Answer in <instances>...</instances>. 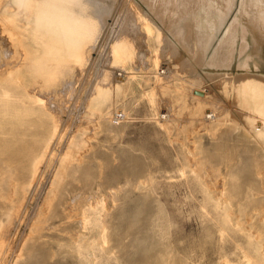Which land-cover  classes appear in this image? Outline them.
Segmentation results:
<instances>
[{
  "label": "rangeland",
  "instance_id": "rangeland-1",
  "mask_svg": "<svg viewBox=\"0 0 264 264\" xmlns=\"http://www.w3.org/2000/svg\"><path fill=\"white\" fill-rule=\"evenodd\" d=\"M37 1L0 0V264H264V98L238 91L264 60L227 35L245 0L211 29L210 0H94L98 22Z\"/></svg>",
  "mask_w": 264,
  "mask_h": 264
},
{
  "label": "bare ground",
  "instance_id": "bare-ground-1",
  "mask_svg": "<svg viewBox=\"0 0 264 264\" xmlns=\"http://www.w3.org/2000/svg\"><path fill=\"white\" fill-rule=\"evenodd\" d=\"M34 1V0H33ZM35 1H37V0H35ZM42 1V0H41ZM58 1V0H57ZM56 1V2H57ZM70 1V0H69ZM68 1V2H69ZM79 0H74L73 2V6H71V5H68L70 8H71V10H72V8H73V12H74V8H76L75 10V12L77 13V15L79 14V13H85V14H92L91 16L92 17H95L94 19H96V22H98V19L97 18H99V20H100V18L102 19V18H104V13H103V10H102V7L99 5V4H96L97 2H94V0L93 1H91V3L90 2H88L87 1V3H89L90 4V7H88L89 5H87L85 2V4L82 6L81 4V8H80V6H79V2H78ZM82 1V0H81ZM81 1H80V3H81ZM86 1V0H85ZM96 1V0H95ZM187 1V0H186ZM244 1V0H243ZM18 2H19V5L21 4V6L23 7L22 8V11L24 10L25 12H27V13H29V15L32 13V11L34 10V9H36V8H34V6H33V9H32V4L31 3H29V4H31V5H29L28 4V2H30V0H18ZM37 2H39V1H37ZM55 2V1H54ZM55 2V3H56ZM209 2L211 3V4H209ZM207 1V3H208V6H207V3H206V6H205V8H204V13H206V21L204 22L205 23V27L204 28H206V27H209V29H211L210 28V26H213V25H209V23H207L208 22V18H210V15H218V17H220V15H219V12H216L215 10L214 11H212V7L213 6H216L217 7V9L219 10V8H220V4H219V1H214V0H210V1ZM254 1L253 0H245V2H243L242 3V5H241V10H240V12H239V14L237 15V17H236V19H234L235 21H234V23L233 24H231L232 26H230V28L228 29V31H227V35H228V37H229V35L231 34V35H233L234 36V38H236V40L238 39V33L240 34L239 36H241V40L242 41H240L241 42V48H240V52H238L239 54H243L244 53V51H245V49H247L248 48V46H251L252 47V49H253V52L256 54V60H257V62L258 61H262V60H264V9L262 8V7H259V8H257V9H253V6L255 5V2L253 3ZM33 3H35V2H33ZM45 3V2H44ZM52 3V2H51ZM65 3V2H64ZM63 3V4H64ZM63 4H62V7H63ZM72 4V3H71ZM43 5V4H42ZM60 5V4H59ZM74 5H75V7H74ZM210 5V6H209ZM261 5H262V3H261ZM58 6V5H57ZM56 6V7H57ZM67 6V5H66ZM20 7V6H19ZM19 7H17V8H19ZM46 7V6H45ZM68 7V9H70ZM104 8V7H103ZM152 8V7H151ZM68 9H66V10H68ZM194 9H196V7L194 8ZM19 10V9H18ZM32 10V11H31ZM217 10V11H218ZM33 12H36V11H33ZM39 12V11H38ZM47 12V11H46ZM154 12V11H153ZM190 12V11H189ZM221 12V11H220ZM63 13V12H62ZM61 13V14H62ZM12 14V13H11ZM17 14V13H16ZM37 14V13H36ZM44 14V13H43ZM72 14V13H71ZM19 15V14H18ZM23 14H21V16H22ZM34 15H35V13H34ZM45 15V14H44ZM67 16L69 15V13L67 12V14H66ZM37 16V15H36ZM47 16V15H46ZM79 16H80V14H79ZM84 16V15H83ZM15 17V16H14ZM20 17V16H19ZM33 17V16H32ZM39 17V16H38ZM74 17V16H73ZM73 17H70V18H73ZM78 17V16H77ZM77 17H76V19H77ZM80 17H82V15L80 16ZM79 17V18H80ZM217 17V16H216ZM216 17H213V18H216ZM2 18V17H1ZM51 18V17H50ZM75 18V17H74ZM73 18V20H75ZM4 19V18H3ZM89 19V18H88ZM92 19V18H91ZM93 19V20H94ZM212 19V18H211ZM210 19V20H211ZM219 19V21H221L222 20V18H217V20ZM6 20V19H5ZM29 20V19H28ZM57 20V19H56ZM81 20H83V19H81ZM214 20V19H213ZM217 20H216V25H215V30H217V31H219V29L221 28V26L223 25H221V26H218L217 25ZM242 20L244 21V23H242L241 24V22H242ZM48 21V20H47ZM76 21V20H75ZM101 21V20H100ZM215 21V20H214ZM241 21V22H240ZM246 21V22H245ZM7 22V21H6ZM17 22V21H16ZM38 22V21H37ZM36 22V23H37ZM202 22V21H201ZM201 22H199L198 24H197V26H196V29H197V36H196V43H197V48H198V50H201V51H203V50H207L208 49V47H210V44H211V42H212V40H213V38H214V36L213 37H211V39H210V37L208 36H203V35H201V34H199V27H201ZM202 22V23H203ZM210 22V21H209ZM213 22V21H212ZM5 23V22H4ZM19 23V22H18ZM41 23V22H40ZM197 23V22H196ZM208 24V26H207V24ZM211 23V22H210ZM215 23V22H214ZM213 23V24H214ZM57 24V23H56ZM195 24V23H194ZM35 25H37V24H35ZM40 25V24H39ZM93 25L94 24H92L91 23V25H89L88 23H85L84 21L82 22H80V21H77L76 22V30H79L80 31V29H82V28H86V29H88V28H92L93 27ZM46 26V25H45ZM202 28V27H201ZM99 29V28H98ZM208 29V28H207ZM24 30V29H23ZM214 30V31H215ZM209 31V33H210V30H208ZM213 31V30H212ZM211 31V32H212ZM213 31V32H214ZM9 32V31H8ZM28 33V32H27ZM208 33V34H209ZM250 34L251 35V38H252V42L249 44V43H247L246 42V34ZM92 35H93V33H91ZM215 34V33H214ZM234 34H236V35H234ZM86 37H88L89 38V40H90V38H91V35L90 34H88V35H86ZM226 37V36H225ZM223 38V40H222V42H220L219 43V48L216 50L217 52H221V53H231L230 52V50H232V51H235V49H234V46L235 45H233L232 47H231V44L233 43V41H228L226 38ZM240 38V37H239ZM17 39V38H16ZM44 39V38H43ZM93 39V38H92ZM90 40L91 42L94 40ZM231 39V38H230ZM87 40V39H86ZM232 40V39H231ZM90 41H88V42H90ZM234 41H235V39H234ZM47 42V41H46ZM87 41H85V43H86ZM85 43H83V44H85ZM86 44H88V43H86ZM16 46V45H15ZM239 48V47H238ZM44 49V48H43ZM47 49V48H46ZM50 50V49H49ZM200 52V51H199ZM206 53H207V51H206ZM221 53H220V55H221ZM233 53V52H232ZM33 54V53H32ZM46 54V53H45ZM200 54L202 55V53L200 52ZM217 54V53H216ZM216 54L214 55V56H216ZM222 55V57L221 56H219V57H221L223 60H225L226 59V57L224 58V56L226 55ZM234 54V53H233ZM219 55V54H218ZM246 55H247V53H246ZM248 56V55H247ZM39 57V56H38ZM203 57V56H202ZM202 57H201V59L199 60L200 61V63H201V61H202ZM37 58V57H36ZM47 58V57H46ZM205 57H203V59H204ZM217 58V57H216ZM215 57H214V59H216ZM39 59V58H38ZM206 59V58H205ZM204 59V60H205ZM213 59V58H212ZM211 59V60H212ZM217 59H219V58H217ZM216 59V60H217ZM233 60V58H232V56L230 55L229 56V60L230 61H232ZM251 59V58H250ZM44 60H46V59H44ZM203 60V61H204ZM207 60V59H206ZM51 61V60H50ZM214 61V60H213ZM219 61V60H218ZM217 61V62H218ZM220 61H222L221 59H220ZM228 61V60H227ZM253 61V60H252ZM47 62H48V60H47ZM211 62V61H210ZM215 63V64H220V63ZM245 61H243V63H244ZM39 63V62H38ZM225 63V62H224ZM248 63V62H247ZM212 64V63H211ZM210 64V65H211ZM222 64V63H221ZM226 64H227V62H226ZM230 64V63H229ZM55 65V64H54ZM52 66V65H51ZM224 66H225V64H224ZM244 66H246V62H245V64H244ZM257 66V65H256ZM29 67V66H28ZM48 67V66H47ZM62 67V66H61ZM65 67H67V66H65ZM70 67V66H69ZM219 67V66H218ZM221 67V66H220ZM223 67V66H222ZM226 67H228V65L226 66ZM41 69V68H40ZM55 69V68H54ZM36 70V69H35ZM45 70H47V69H45ZM250 70V69H249ZM38 71V70H37ZM36 71V72H37ZM40 71V70H39ZM44 71V70H43ZM246 71V70H245ZM46 72V71H45ZM51 72H52V70H51ZM55 72H56V70H55ZM59 73V72H58ZM60 73H61V71H60ZM247 73H249V72H247ZM246 73V74H247ZM37 74V73H36ZM48 74V73H47ZM52 75V74H51ZM48 76V75H47ZM53 76V75H52ZM61 76V75H60ZM51 77V76H50ZM256 77V76H255ZM239 78V77H238ZM249 78V77H248ZM256 78H258V77H256ZM260 78V77H259ZM232 79H233V77H232ZM231 79V80H232ZM45 80V79H44ZM234 82H235V80H234ZM233 82V83H234ZM232 83V82H231ZM232 83V84H233ZM228 89V88H227ZM238 91H239V94L241 95V96H244V98H246L247 100H245L246 102L247 101H251L252 99L254 100L255 98H256V100H257V102H259L258 101V99H262V98H264V84L263 83H261V82H258V81H254V80H245V81H243L242 82V84L239 86V89H238ZM227 94H228V92H227ZM229 96V95H228ZM255 96V97H254ZM254 97V98H253ZM260 97V98H259ZM252 98V99H251ZM242 101V100H241ZM262 101V100H261ZM254 102V101H253ZM256 102V101H255ZM238 103V102H237ZM241 103V102H240ZM250 103V102H249ZM248 103V104H249ZM251 103H252V101H251ZM247 103H244V106L242 105V104H240L241 105V107H243L244 109H248V106L246 105ZM258 104V103H257ZM260 105H261V103H259ZM260 105H259V107H260ZM236 107V106H235ZM256 105L254 106V107H251L252 108V110H254L255 111V113H256V115H259V116H261V114L259 113L260 111H258L256 108ZM234 108V107H233ZM262 108V107H261ZM264 109V108H263ZM237 111V110H236ZM241 112V111H240ZM262 116H264L263 114H262ZM264 121V120H263ZM263 123V122H262ZM255 124V123H254ZM24 125V124H23ZM31 126V125H30ZM257 127V126H256ZM263 127V126H262ZM260 128V127H259ZM258 129V128H257ZM261 129V128H260ZM258 131V130H257ZM262 133H263V131H261ZM261 134V133H260ZM264 134V133H263ZM262 134V135H263ZM263 139H264V135H263ZM27 141V140H26ZM36 142V141H35ZM12 143V142H11ZM24 161V160H23ZM71 166V165H70ZM75 172V171H74Z\"/></svg>",
  "mask_w": 264,
  "mask_h": 264
},
{
  "label": "water",
  "instance_id": "water-1",
  "mask_svg": "<svg viewBox=\"0 0 264 264\" xmlns=\"http://www.w3.org/2000/svg\"><path fill=\"white\" fill-rule=\"evenodd\" d=\"M196 95L202 96L203 94L201 92H195Z\"/></svg>",
  "mask_w": 264,
  "mask_h": 264
},
{
  "label": "built area",
  "instance_id": "built-area-1",
  "mask_svg": "<svg viewBox=\"0 0 264 264\" xmlns=\"http://www.w3.org/2000/svg\"><path fill=\"white\" fill-rule=\"evenodd\" d=\"M117 118L119 119V118H121V116H118Z\"/></svg>",
  "mask_w": 264,
  "mask_h": 264
}]
</instances>
